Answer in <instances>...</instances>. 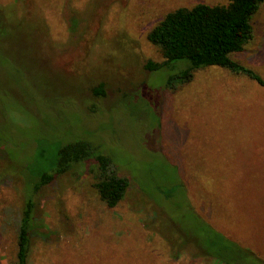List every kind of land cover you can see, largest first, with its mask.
Listing matches in <instances>:
<instances>
[{"label":"rangeland","instance_id":"1","mask_svg":"<svg viewBox=\"0 0 264 264\" xmlns=\"http://www.w3.org/2000/svg\"><path fill=\"white\" fill-rule=\"evenodd\" d=\"M228 1L0 0V264H15L30 197L28 264H217L195 257L197 238L169 242L198 225L264 260V86L220 68L168 84L184 62L148 69L164 62L147 35L167 12ZM252 25L233 59L264 79V4ZM78 140L130 179L116 208L91 161L32 191Z\"/></svg>","mask_w":264,"mask_h":264},{"label":"trees","instance_id":"2","mask_svg":"<svg viewBox=\"0 0 264 264\" xmlns=\"http://www.w3.org/2000/svg\"><path fill=\"white\" fill-rule=\"evenodd\" d=\"M264 4V0H229L228 4L210 5L199 3L191 7H179L167 12L148 32V41L162 55V64L150 63L148 69L160 71L184 62L186 70L181 75L170 77L168 84L181 78L189 81L193 73L220 68L236 76H242L264 86V79L255 71L233 59L242 53L254 38L252 20ZM98 97L104 95V86L95 90ZM1 151V150H0ZM92 162L94 188L100 200L108 208H116L126 197L130 179L120 175L113 159L102 153L93 143L78 140L58 149L49 171H41L32 191L35 193L51 184L58 175L72 167ZM32 183V182H31ZM35 202L32 197L20 214L17 229V255L15 264H28L31 247V229ZM199 236L178 235L174 247L190 246L186 238H197L196 258L209 259L217 264H264L261 254L254 252L223 233L207 225H198ZM170 240V239H169ZM180 256L175 255L176 260Z\"/></svg>","mask_w":264,"mask_h":264}]
</instances>
